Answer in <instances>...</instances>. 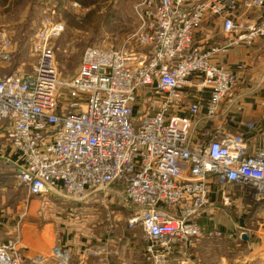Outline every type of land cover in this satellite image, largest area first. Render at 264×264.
<instances>
[{"label":"built area","instance_id":"built-area-1","mask_svg":"<svg viewBox=\"0 0 264 264\" xmlns=\"http://www.w3.org/2000/svg\"><path fill=\"white\" fill-rule=\"evenodd\" d=\"M134 10L135 44L146 53L87 47L64 83L51 44L63 26L45 17L31 70L0 75V127L16 154L7 161L13 190L60 199L70 215L99 206L112 223L141 231L137 260L120 262L115 250L104 264H171L207 236L197 220L209 207L210 179L264 199V147L249 154L242 135L201 124L220 123L234 104L239 77L214 60L264 36V0H138ZM249 12L260 13L259 22L243 23L241 13ZM208 21L220 23L222 44L194 42ZM0 41V62L9 63L10 42L2 34ZM187 87L207 99L190 101ZM245 128L256 130L254 123ZM6 188L0 182V193ZM118 204L125 219L111 210ZM18 229L0 243V264H25ZM47 261L71 264V254L55 247L49 260L33 264Z\"/></svg>","mask_w":264,"mask_h":264},{"label":"rangeland","instance_id":"rangeland-1","mask_svg":"<svg viewBox=\"0 0 264 264\" xmlns=\"http://www.w3.org/2000/svg\"><path fill=\"white\" fill-rule=\"evenodd\" d=\"M137 2L138 0H0V34L8 38L12 55L9 63L0 62V75L31 70L37 60L34 52L35 34L45 17L63 26L61 34L51 41L61 83L76 73L82 53L87 47L112 46L122 51L146 53L145 47L135 44V35L139 26L134 10ZM198 34L199 30L196 36ZM194 41L196 42V39ZM145 108L148 107L145 106ZM155 109L150 108L149 112H154ZM218 120L223 121L222 118ZM201 124L207 125L204 129L206 131L217 130V125L213 127V124L209 122ZM220 127V131L224 129L223 126ZM225 132L228 134V131ZM193 137L196 141L203 140L201 133L196 129L193 131ZM223 187L232 190L234 188L230 185ZM7 197L9 202L14 203L12 212H15L19 206L21 208L19 213L24 215L21 220L17 218L15 222L19 227L20 245L21 237L26 236L30 239L37 232L47 241L48 248L53 243L59 244L63 241L66 248L75 244L78 251H83L86 247L94 246L93 238L102 233L126 234L129 238L134 234V239H131L133 243H130L128 249L129 252L136 251L133 252L135 254H139L138 249L143 246L139 229L130 233L123 228V221H117V224L112 223V217H108L105 210L99 206H89L91 210L85 213L79 215L78 212L70 215L67 211L69 206L66 207L60 199L29 197L25 190L20 189L14 190L12 196L7 193ZM15 203L18 205L16 208ZM250 203L252 204L251 201ZM111 210L120 218L127 217V210L121 204L113 205ZM231 215L235 218L233 214ZM248 217V215L244 217L245 230H240L247 234L248 243L231 244L214 233L198 242L195 247L202 243L205 246L209 245L217 256H224L228 264H264V256L259 257L260 250H263L262 246L260 247L257 241L251 243L252 239L257 238L255 229L258 225L248 221ZM12 234L14 232L8 233V238ZM28 246L34 247L31 244ZM122 246L126 247L125 244ZM121 249L122 247L119 248L120 254ZM123 251L126 254V250ZM120 254V262L128 261L121 260ZM138 254L136 259L139 257ZM208 259L214 260V257ZM198 260L196 264L205 263L200 258ZM211 264L217 263L211 262Z\"/></svg>","mask_w":264,"mask_h":264},{"label":"crops","instance_id":"crops-1","mask_svg":"<svg viewBox=\"0 0 264 264\" xmlns=\"http://www.w3.org/2000/svg\"><path fill=\"white\" fill-rule=\"evenodd\" d=\"M260 16L261 14L258 12L241 13V21L246 25L254 24L259 22ZM198 30L199 34L196 36ZM198 30L194 34V40L196 39V42H194L203 45V47L220 45L223 40H226V35L222 31L219 22L208 21L203 23ZM214 63L228 71L234 72L239 77V82L235 92L236 100L234 104L228 111L224 112L223 121L215 123V125L213 124V127L221 124L224 130L228 131V134L242 135L247 141L248 153H254L264 147V36L255 39L251 44L241 42L231 47L226 54L216 58ZM239 65L242 66V70H237L236 67ZM184 93L190 101H205L207 99L206 94H198L190 87H187ZM246 123H254L256 130L254 132L248 131L245 128ZM15 158L16 154L7 142L2 127H0V182H5L7 187L0 193V243L6 242L8 233H12L13 226L18 220L17 218L23 215V213H19L21 208L16 203L15 208L18 206L17 210L12 212L14 203L9 202L7 197V193H10L11 196L14 193L10 179L12 170L8 167L7 161H13ZM209 182V207L197 220L199 228L204 235H207L205 238L217 233L226 242L240 244L239 242L242 241L239 237L242 233H245V231L240 230H245L246 221H244V217L248 215V221L257 223L258 225L255 229L257 238L250 239L251 243L255 241L259 242L260 247L262 246L261 248L264 250V199L248 197L242 190L234 186H231L234 187L233 190L226 189L218 185L213 179H210ZM224 201L227 202L225 203ZM35 233L30 239L26 236L21 237L25 264H33V261L38 259L49 260L51 252L55 247L69 249L67 250L71 254V264H104L108 260L112 262V259H116L113 255L115 250L118 251L119 259L120 247H122L121 260L130 261V259L137 260L139 258H135L138 253L129 252L128 246L133 242L129 240L130 238L126 234L102 233L93 238L92 245L94 246L86 247L83 251H78L75 244L66 248V244L63 241L59 244L53 243L48 248L47 241L37 232ZM113 238L116 241L112 242ZM117 239L119 241L122 240L121 242L126 247H123V244L121 245L120 242L118 243ZM30 244L34 247L30 248L31 246H28ZM200 245L187 250L185 256L175 254L171 264H196L199 262V258L205 262L203 264H211V262L228 264L226 258L224 256H217L214 253V249L210 248L209 245L205 246L204 243ZM92 248H95L91 250L95 254L88 253L87 250ZM123 250H126V254ZM263 250H260V256H255H264ZM138 255L140 256V253ZM125 257L129 259H124ZM213 257L214 260L208 259ZM47 263L54 264L51 261H47Z\"/></svg>","mask_w":264,"mask_h":264},{"label":"water","instance_id":"water-1","mask_svg":"<svg viewBox=\"0 0 264 264\" xmlns=\"http://www.w3.org/2000/svg\"><path fill=\"white\" fill-rule=\"evenodd\" d=\"M239 238L243 243H248V236L246 233H242Z\"/></svg>","mask_w":264,"mask_h":264}]
</instances>
